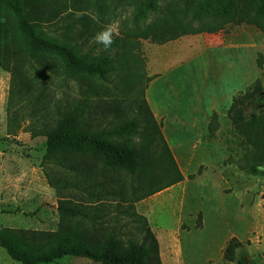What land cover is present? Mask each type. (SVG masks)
Masks as SVG:
<instances>
[{
  "label": "rangeland",
  "instance_id": "374dc122",
  "mask_svg": "<svg viewBox=\"0 0 264 264\" xmlns=\"http://www.w3.org/2000/svg\"><path fill=\"white\" fill-rule=\"evenodd\" d=\"M193 1L154 0L162 11ZM33 9L43 14L56 9L57 18L44 28L63 24L64 18L75 22L80 17L76 27L81 49L93 46L97 54L113 58V67L104 78H86L81 85L46 70L41 81L33 82L35 75L30 73L24 88L30 87L34 96L41 88L50 111L55 102L63 106L73 98L87 100L89 124L99 128L113 127L133 116L138 100L144 98L183 180L133 203L134 212L144 221L119 212L113 197H90L81 186L62 188L60 182L73 179L74 174L42 164L46 138L39 133L38 114L30 106L13 107L23 119L16 134L7 135L10 73L0 68V229L56 234L66 221L57 210L58 201L63 200L89 211L97 208L95 216L71 223L93 238L95 245H105L110 237L111 245L121 247L128 239L141 242L145 236L148 243L149 229L154 237L160 231L177 243L190 245L193 264H218L219 259L235 264L222 258L234 237L242 245L239 249L247 252L245 264H264V160L257 158L255 148L235 130L228 114L232 99L259 81L261 89L243 113L246 118L252 113L264 118L263 33L252 25L226 24L221 31L241 41V47L222 52L220 59L195 57L156 80L157 75H149L146 67V55L154 54L156 43L140 35L149 24L169 20L165 11L163 16H143L127 0H37ZM129 53L131 60L126 58ZM129 71L137 76L131 91L130 82L124 79ZM218 92L233 93L213 106L210 103L219 99ZM159 111L162 118L157 116ZM50 182L61 189L55 190ZM0 264L21 263L0 248ZM39 264L98 263L66 255Z\"/></svg>",
  "mask_w": 264,
  "mask_h": 264
},
{
  "label": "trees",
  "instance_id": "16d2710c",
  "mask_svg": "<svg viewBox=\"0 0 264 264\" xmlns=\"http://www.w3.org/2000/svg\"><path fill=\"white\" fill-rule=\"evenodd\" d=\"M127 1L143 16L168 13L169 20L149 24L140 35L156 44L185 34L214 33L229 23L255 26L264 35V0H194L190 5L164 11L154 0ZM35 2L37 0H0V68L10 73L7 135H15L23 119L13 107L17 104L30 106L33 114H38L39 133L46 138L42 164L69 169L74 174L73 179L67 177L60 182L61 187L74 190L73 187L81 186L79 188L90 197H113L119 212L132 220L144 221V217L134 212L133 203L183 180L161 135L160 124L144 98L138 100L133 116L113 127L99 128L89 124L87 100L73 98L64 101L63 106L55 102L50 111L41 88L38 96L32 95L30 87L24 88L23 81L30 73L35 75L33 82L41 81L46 70L60 73L66 82L81 85L86 78H104L113 67V58L97 54L93 46L81 49L76 27V22H81L80 17L75 18V22L64 18L63 24L44 28L45 23L57 18V11L51 9L45 14L33 11ZM131 57L129 53L126 58L131 60ZM125 77L131 84V91L137 76L129 71ZM260 89L259 81H255L252 88L234 97L228 114L235 130L255 148L257 158L263 161L264 118L254 113L246 118L243 113L247 102ZM51 185L57 191L61 189ZM68 202L58 201V214L66 221L56 234L1 228L0 248L21 264L49 263L66 255L98 264H161L158 243L149 229L148 243L145 236L141 242L128 239L126 246L121 247L111 245L113 239L110 237L105 245H95L93 238L71 223L75 219L95 216L97 208L89 211L82 205ZM240 247L242 245L232 237L223 250V259L245 264L247 252Z\"/></svg>",
  "mask_w": 264,
  "mask_h": 264
},
{
  "label": "crops",
  "instance_id": "0c3cea01",
  "mask_svg": "<svg viewBox=\"0 0 264 264\" xmlns=\"http://www.w3.org/2000/svg\"><path fill=\"white\" fill-rule=\"evenodd\" d=\"M242 44L241 41H237L232 35L223 33L221 30L214 33L185 34L163 44H156L154 54L149 53L146 55V67L149 75L156 74V80H159L186 65L195 57L208 58L213 56V58L220 59L222 52L228 49H238ZM231 93L233 92H223L221 96L218 92L216 97L220 96L219 99L212 101L210 104L214 106L220 100H226ZM162 113V111H159L157 116L162 118ZM155 237L158 241V255L161 264H193L194 256L191 253L193 249L190 245L184 246L180 240L177 243L174 237L165 235L160 231L155 233ZM203 264L212 263L205 261ZM218 264H223L221 259H219Z\"/></svg>",
  "mask_w": 264,
  "mask_h": 264
}]
</instances>
